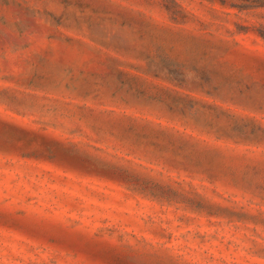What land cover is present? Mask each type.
I'll return each instance as SVG.
<instances>
[{
	"label": "rangeland",
	"instance_id": "obj_1",
	"mask_svg": "<svg viewBox=\"0 0 264 264\" xmlns=\"http://www.w3.org/2000/svg\"><path fill=\"white\" fill-rule=\"evenodd\" d=\"M0 264H264V0H0Z\"/></svg>",
	"mask_w": 264,
	"mask_h": 264
}]
</instances>
